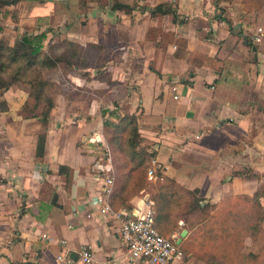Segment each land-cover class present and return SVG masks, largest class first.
I'll return each instance as SVG.
<instances>
[{
  "label": "crops",
  "instance_id": "1",
  "mask_svg": "<svg viewBox=\"0 0 264 264\" xmlns=\"http://www.w3.org/2000/svg\"><path fill=\"white\" fill-rule=\"evenodd\" d=\"M118 1L138 8L112 10L111 0L103 6L20 0L10 28L14 39L50 27L57 31L48 33L49 42L57 35L84 51L97 46L91 52L108 55L110 83L96 76L97 64L80 66L87 75L71 81L91 89L106 84L122 111L138 113L141 136L153 143L163 175L198 189L206 203L252 195L264 183V38L253 41L256 28L264 27L263 2ZM159 4H170L176 17L151 16ZM149 27L183 39L187 57H178L176 44L160 35L146 39ZM99 106L98 98L84 105L59 94L44 128L41 107L26 92L12 86L0 93V264H55L57 255L76 256L82 246L90 248L92 262L76 256L72 264H146L127 260L116 222L99 212L103 184L92 169L104 144ZM42 131L44 150L36 156ZM154 191L150 185L120 208L141 210ZM263 244L264 222L256 239L246 238L244 251L257 253ZM180 264L203 263L185 257Z\"/></svg>",
  "mask_w": 264,
  "mask_h": 264
},
{
  "label": "trees",
  "instance_id": "2",
  "mask_svg": "<svg viewBox=\"0 0 264 264\" xmlns=\"http://www.w3.org/2000/svg\"><path fill=\"white\" fill-rule=\"evenodd\" d=\"M20 0H0V7H15ZM259 3L264 0H257ZM88 2H96L100 6L106 5L108 0H78L80 6H86ZM136 4L125 5L118 0H111L112 10H121L131 13L137 9ZM172 13L174 9L170 4H159L151 11V16ZM13 22L18 20L17 9L10 14ZM176 15L174 16V18ZM54 34L50 27L38 32H24L9 42L5 37H0V93L16 86L26 92L35 105L42 106L39 120L45 128L50 117L51 110L55 107L56 96L62 94L57 82L48 77L47 72L62 67L67 63V54L60 51L62 45L71 48V53L78 55L84 48L78 43L62 39L59 43H49L48 33ZM160 35L162 39L176 44L178 57H187L186 43L171 32H163L159 28L149 27L146 39L155 41ZM49 44V45H48ZM159 46L160 43L157 42ZM91 48L97 46L88 44ZM78 50V53H77ZM69 74V73H68ZM87 73H85V76ZM95 90V89H94ZM64 94V93H63ZM65 95V94H64ZM69 100H84L87 103L92 98H77L65 95ZM106 111L102 110V114ZM107 112H111L107 110ZM138 113L126 112L118 123L113 124L112 140L108 146L124 154L127 162L125 170L114 178L108 204L117 210L122 206H128L129 201L149 185H153L155 191L151 193L150 200L154 203V227L164 237L170 238L174 233L176 237L172 242L182 253L183 258L194 257L203 264H264V244L257 253L245 252L246 238L256 239L264 222V210L262 200L264 198V183H260L252 195H236L222 199L217 203H205L199 196L198 189H188L174 179L157 173V179L151 182L147 177V171L156 158V151L139 147L140 137L138 128ZM104 124V123H103ZM45 144V132L38 135L36 156L43 154ZM110 147L101 148L98 155L111 160ZM108 157V158H107ZM68 168L59 167L60 174L70 176ZM182 220L183 225L179 224ZM183 229L188 234L176 243ZM202 230L204 235L200 243L195 244L193 232Z\"/></svg>",
  "mask_w": 264,
  "mask_h": 264
},
{
  "label": "built area",
  "instance_id": "3",
  "mask_svg": "<svg viewBox=\"0 0 264 264\" xmlns=\"http://www.w3.org/2000/svg\"><path fill=\"white\" fill-rule=\"evenodd\" d=\"M263 38L264 27L259 26L255 30L253 41L260 42ZM92 169L96 174V179H100L103 184L102 198L105 202L100 205L99 212L116 222V232L125 247L127 260L131 263L143 261L146 264H180L183 255L171 240L176 237V233L170 239L161 235L154 227L153 201L150 199L146 201L145 207L141 210L127 207L112 209L107 201L113 184L112 164L109 158L99 157L93 163ZM158 172L163 173L161 167L153 159L147 171L148 179L154 182ZM6 244L11 245L12 238H8ZM76 256L81 263L92 262V253L88 246H82ZM73 262L71 255L65 253L57 255L55 264H72ZM104 264H113V262L106 261Z\"/></svg>",
  "mask_w": 264,
  "mask_h": 264
},
{
  "label": "rangeland",
  "instance_id": "4",
  "mask_svg": "<svg viewBox=\"0 0 264 264\" xmlns=\"http://www.w3.org/2000/svg\"><path fill=\"white\" fill-rule=\"evenodd\" d=\"M17 9V5L15 7H0V37H5L8 41L13 42L14 40V33L11 31L12 29L10 28V19L9 17L10 14H12L13 10ZM19 15V11H18ZM52 29V28H51ZM52 31H57V29H52ZM6 32V34L4 33ZM5 34V35H4ZM53 43H59L62 41L57 35H54V38L51 39ZM50 40V41H51ZM49 42V43H52ZM49 45V44H48ZM91 48H87L86 51L80 50L81 52L77 53L78 55H75L71 53V48H68L67 45H62L61 50H55L56 53H60V51L66 53L68 56L66 58L67 63H64L61 68L55 69L48 71V77L54 79L57 82L58 88L61 90L62 94L64 93L65 95L69 96H75L77 98H88L96 96L100 102V110L103 109V111H106L103 114V127H102V139L103 142L106 146L105 148H109L108 146V141H113L112 140V127L114 126L113 124H116L119 122L120 117H122L126 112L122 111V108L116 101H111V96L107 92V88L104 86H101L100 88L91 89L86 86L82 87H77L74 85V83L71 81L72 77H76L78 74L81 76H85V73L80 70V66L84 65H94L97 64V72L96 76L104 81L105 83H110L109 80V72L107 71L106 68V59L107 56L106 54H95L94 52H91ZM95 58V60H94ZM69 73V76H68ZM104 87V88H103ZM78 100V99H77ZM84 105L87 104V101H84ZM112 102V103H111ZM112 104L110 108L107 107V104ZM42 108V106H40ZM107 110H110L111 112H107ZM138 123V121H137ZM139 128V126H138ZM141 133L139 132V135ZM101 146V144L99 145ZM139 147H143L148 150H153V143L148 142L144 137H140V144ZM101 148L98 149V151ZM110 154H111V164L114 169V178L118 175V173L123 172L126 167V161L124 160V154L121 152H116L114 149L110 147ZM150 186V185H149ZM148 186V187H149ZM152 186V185H151ZM146 187V188H148ZM145 188V189H146ZM203 198V197H201ZM204 199V198H203ZM205 199L202 201V204H205ZM183 225V224H182ZM204 233L202 230H199L198 232H193V240L195 244H198L201 242L202 237ZM184 238V237H183ZM220 264H225L224 262L218 261Z\"/></svg>",
  "mask_w": 264,
  "mask_h": 264
},
{
  "label": "water",
  "instance_id": "5",
  "mask_svg": "<svg viewBox=\"0 0 264 264\" xmlns=\"http://www.w3.org/2000/svg\"><path fill=\"white\" fill-rule=\"evenodd\" d=\"M187 234V230L186 229H183L180 233V237L177 239L176 243L179 244L181 242V240L183 239V237H185ZM72 258L75 260L76 259V256L73 255Z\"/></svg>",
  "mask_w": 264,
  "mask_h": 264
}]
</instances>
